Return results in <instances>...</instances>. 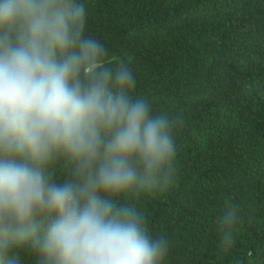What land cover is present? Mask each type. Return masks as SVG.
Segmentation results:
<instances>
[{"label":"clouds","instance_id":"obj_1","mask_svg":"<svg viewBox=\"0 0 264 264\" xmlns=\"http://www.w3.org/2000/svg\"><path fill=\"white\" fill-rule=\"evenodd\" d=\"M80 0H0V264H164L131 197L176 180L180 116L135 95L124 60L85 34ZM57 166L63 179L56 178ZM240 207L216 218L217 251L235 246Z\"/></svg>","mask_w":264,"mask_h":264},{"label":"trees","instance_id":"obj_2","mask_svg":"<svg viewBox=\"0 0 264 264\" xmlns=\"http://www.w3.org/2000/svg\"><path fill=\"white\" fill-rule=\"evenodd\" d=\"M80 2L85 34L106 45L109 63L129 64L135 95L183 118L173 186L127 201L150 235L170 241L164 264H264V0ZM226 200L241 219L221 255L215 222Z\"/></svg>","mask_w":264,"mask_h":264}]
</instances>
